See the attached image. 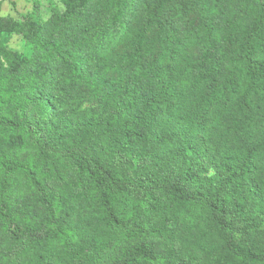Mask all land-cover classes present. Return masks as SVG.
Masks as SVG:
<instances>
[{
    "label": "trees",
    "instance_id": "obj_1",
    "mask_svg": "<svg viewBox=\"0 0 264 264\" xmlns=\"http://www.w3.org/2000/svg\"><path fill=\"white\" fill-rule=\"evenodd\" d=\"M58 1L0 16V264H264V0Z\"/></svg>",
    "mask_w": 264,
    "mask_h": 264
},
{
    "label": "rangeland",
    "instance_id": "obj_2",
    "mask_svg": "<svg viewBox=\"0 0 264 264\" xmlns=\"http://www.w3.org/2000/svg\"><path fill=\"white\" fill-rule=\"evenodd\" d=\"M51 3L61 9L58 0H51V2L48 0H4L0 7V16L19 20L23 16L31 15L39 11L46 20L51 15L53 7ZM10 47L22 51L23 48L20 38L14 37L10 42Z\"/></svg>",
    "mask_w": 264,
    "mask_h": 264
}]
</instances>
